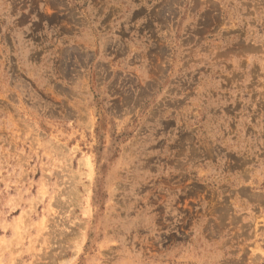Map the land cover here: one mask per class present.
Returning a JSON list of instances; mask_svg holds the SVG:
<instances>
[{
    "label": "rangeland",
    "instance_id": "1",
    "mask_svg": "<svg viewBox=\"0 0 264 264\" xmlns=\"http://www.w3.org/2000/svg\"><path fill=\"white\" fill-rule=\"evenodd\" d=\"M0 264H264V0H0Z\"/></svg>",
    "mask_w": 264,
    "mask_h": 264
}]
</instances>
